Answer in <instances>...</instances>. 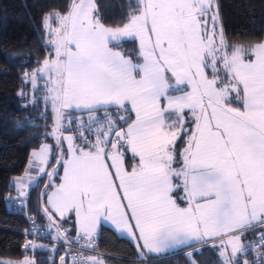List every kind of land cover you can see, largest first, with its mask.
Returning a JSON list of instances; mask_svg holds the SVG:
<instances>
[{
    "label": "snow or ice",
    "instance_id": "1",
    "mask_svg": "<svg viewBox=\"0 0 264 264\" xmlns=\"http://www.w3.org/2000/svg\"><path fill=\"white\" fill-rule=\"evenodd\" d=\"M56 15L58 27L50 16L42 21L51 52L25 79L33 87L37 73L46 80L41 87L55 113L53 135L68 141L70 156L52 157L63 168L59 177L46 170L53 149L43 144L31 153L28 181H13L18 194L5 200L22 205L31 185L55 176L62 182L44 193L42 208L50 227L54 214L66 222L70 213L91 242L101 221H110L138 237L136 247L148 253H138L142 264L180 248H190L184 255L196 264L197 244L218 247L222 264H247L241 257L252 241L242 238L264 229V41L228 45L214 0H137L119 28L105 26L96 0H74L67 15ZM127 39H138L142 62L114 50ZM64 109L87 112L96 122L94 142L82 123L72 129L88 150L75 147L72 135L62 136ZM96 112L103 116L91 115ZM181 137L186 146L177 169ZM126 153L138 161L131 170ZM62 237L57 227L55 239ZM255 239L264 247V231ZM23 247L35 252L45 245ZM0 264L35 261L26 256Z\"/></svg>",
    "mask_w": 264,
    "mask_h": 264
},
{
    "label": "trees",
    "instance_id": "2",
    "mask_svg": "<svg viewBox=\"0 0 264 264\" xmlns=\"http://www.w3.org/2000/svg\"><path fill=\"white\" fill-rule=\"evenodd\" d=\"M215 2L228 45H250L263 40L264 0ZM73 3L74 0H0V260L20 261L31 256L35 264H48L50 257L57 255V264L62 253L61 250L54 252L52 245L39 240L31 242L45 245L43 250L33 252L23 249L25 230H44L49 237L56 233L47 227L49 223L42 211L46 198L44 193L49 190L45 187L49 185L48 176L40 179L39 186L34 184L28 189L27 211L33 217L35 226L29 224L25 209H11L4 197L8 194L13 196L12 182L26 172L31 153L43 143L51 144L53 151L49 165L55 167L59 177L61 175L62 166L52 159L63 147L56 145L51 135L54 125L51 102L44 99L47 96L44 88H33L31 82L25 79V74L31 75L51 52L44 43L48 38L42 24L44 17L50 16L52 26L58 27L56 14L67 15ZM96 3L105 26L120 27L127 23L126 17L135 10L137 0H96ZM116 48L134 62H141L135 40H122ZM68 113L72 111L66 112L65 116ZM72 114L88 115L80 111ZM184 139L181 137L175 145L176 164L179 163ZM125 161L130 166L131 156L127 153ZM57 227L68 230L62 238L72 240L77 234L69 218L66 222L61 220ZM255 234L247 233L243 238L245 240ZM97 235L101 249L111 256L105 259L106 264H142L137 247L129 238L119 236L106 224H101ZM197 248L202 250V254L193 253L192 259L196 264H222L218 247L214 250L202 244ZM185 249L155 257L152 264H189L181 253Z\"/></svg>",
    "mask_w": 264,
    "mask_h": 264
},
{
    "label": "built area",
    "instance_id": "3",
    "mask_svg": "<svg viewBox=\"0 0 264 264\" xmlns=\"http://www.w3.org/2000/svg\"><path fill=\"white\" fill-rule=\"evenodd\" d=\"M108 111L112 119H115V113L111 110ZM72 116L74 117V119L72 120L71 124L67 122L68 115L65 116L66 119L61 131L72 135L74 137V140L78 144L84 145L81 140L76 138L77 133L75 131H72L73 128L80 127L82 123L84 127L81 130L84 132V136L88 137L90 141L94 142V136L90 135V131L95 129L96 122L89 120L88 115L72 114ZM100 116H103V113L99 112L95 115V117ZM90 125L91 128H89ZM17 194V191L14 190V194L12 197H16ZM28 199L29 198H26L22 205L14 200H8V205L11 209L14 210L25 209L24 211H26V216L29 221V224H32V221L34 219L27 211ZM259 231H264V229L258 228L254 237L247 238L244 240L252 241V244L250 246L246 245L247 255L243 256L246 259L247 264H264V256L261 255L262 253H264V247L261 246L260 241L255 239ZM29 232L31 231L25 230L23 233L25 237L24 243H28L32 240L46 242L52 245L54 252H58L61 250L62 253L60 256L64 255L65 257H67L69 264H92L93 261L105 262L106 258L111 257L109 254H107L101 249L98 240V235L95 233H93L91 242H89L88 238L85 237L82 233H77L74 238L70 240L65 238L55 239L54 237H49L45 234L44 230H41L40 232H35L36 235H31L29 234ZM182 253L184 254L185 252L183 251ZM56 256L57 255L50 257L48 264H53V262H55Z\"/></svg>",
    "mask_w": 264,
    "mask_h": 264
},
{
    "label": "rangeland",
    "instance_id": "4",
    "mask_svg": "<svg viewBox=\"0 0 264 264\" xmlns=\"http://www.w3.org/2000/svg\"><path fill=\"white\" fill-rule=\"evenodd\" d=\"M76 2H78V0H76ZM214 2H215V0H214ZM216 3V2H215ZM261 41H264V38H263V40H261ZM260 41V42H261ZM248 45H241V47H247ZM115 51H120L122 54H124V52L121 50V49H114ZM207 71V70H206ZM46 83V80L45 79H42L41 78V74H39V73H37V80H36V87H33V88H39V89H41V86L42 85H44ZM43 88V87H42ZM43 90H45V89H43ZM46 91V90H45ZM234 106H238V105H234ZM66 111V109H64L63 110V112H65ZM90 114L88 113V116H89ZM92 116H95L96 115V113H92L91 114ZM54 121H55V113H54ZM55 131H56V129H55V124L53 125V128H52V131H51V135H52V137H53V139H54V143L56 144V145H59V146H61V147H63V150L62 149H58L57 150V155H56V159L57 160H59V158H60V155H63L64 156V158L65 159H67L69 156H70V154L67 152V147H68V141L66 140V139H62L60 142H58L57 140H56V137L53 135V133H55ZM69 134H67V133H64V132H62V136L63 137H67ZM186 139V138H185ZM74 146L75 147H79V148H84L85 150H88L87 148H85V147H82V146H79L76 142H75V140H74ZM43 144H47L50 148H51V144H48V143H43ZM42 144V145H43ZM41 145V146H42ZM41 146L38 148V149H36V150H34V151H39L40 150V148H41ZM186 145L184 144V147H185ZM183 147V148H184ZM183 150V149H182ZM33 151V152H34ZM50 159H51V154L49 153V155H48V157H47V162H48V167H47V169L49 168V172H52V170L53 169H55V167H52L51 168V166L49 165V162H50ZM177 166L178 165H176V166H174V168H177ZM63 176V168H62V170H61V175H60V177H62ZM52 182V186H50L49 187V190H48V192H51V191H53L54 190V186L55 185H58L59 183H61L62 181H61V179L60 180H56V178L54 177V176H51V177H49V182ZM174 183H176V182H174ZM180 196H183V195H180ZM44 206H47L46 205V198H45V202H44ZM67 216H68V218L72 221V227L74 228V225H76L75 226V230H77V231H79V225L78 224H76V220H75V218H74V216L72 215V214H66ZM53 220L55 221V225L54 226H51L50 227V225H51V222L47 219V222L49 223V225L47 226L50 230H52L53 232H55L56 231V225H60V223H61V219L59 218V217H57L55 214H54V216H53ZM103 222H105V223H110V221H101V224H103ZM104 223V224H105ZM101 224H100V226H101ZM99 226V227H100ZM98 227V228H99ZM97 228V230H96V232L95 233H97L98 232V229ZM242 240H243V238H242ZM218 244V243H217ZM219 251H220V249H219ZM228 254L230 255L231 254V250H230V247H229V249H228ZM25 258V257H24ZM27 258H29V259H32V260H34V258L33 257H31V256H27ZM222 260H223V257H220ZM241 259H243V260H245L246 261V259L244 258V257H241ZM63 264H68L67 263V261L65 260V259H63Z\"/></svg>",
    "mask_w": 264,
    "mask_h": 264
},
{
    "label": "crops",
    "instance_id": "5",
    "mask_svg": "<svg viewBox=\"0 0 264 264\" xmlns=\"http://www.w3.org/2000/svg\"><path fill=\"white\" fill-rule=\"evenodd\" d=\"M107 27V26H106ZM120 27H123V25L122 26H120ZM109 28H119V27H109ZM130 40H134V39H130ZM135 41L137 42V45H138V50H139V41H138V39H135ZM114 49H119V48H116L115 46H114ZM125 55V54H124ZM126 56V58H129V59H131L129 56H127V55H125ZM132 60V59H131ZM133 61V60H132ZM134 62V61H133ZM141 62H142V60H141ZM134 63H136V62H134ZM209 77L211 78V74L209 73ZM72 110H70V109H66V111L64 112V114L66 113V112H71ZM77 111H79V110H77ZM77 111H75V112H77ZM179 140V139H178ZM178 140L175 142V145H176V143L178 142ZM49 144V143H48ZM51 146V145H50ZM51 149H52V146H51ZM50 154H51V152H50ZM131 156V155H130ZM32 160V156H31V158H30V160H29V162ZM29 162H28V165H27V167H26V172L29 170ZM138 161H137V159H134V158H132L131 157V164H130V166H127V164H126V161H125V158H124V166H125V168L126 169H128V170H131V168L133 167V166H135V164L137 163ZM179 163H177L176 164V156H175V153H174V161H173V168H174V166H176V165H178L177 166V169H179V168H181V167H183V150L181 151V156H180V159H179V161H178ZM47 164H48V162H47ZM45 165V167H46V170H48L47 169V167H48V165ZM36 167L38 168L39 167V163L37 162V165H36ZM25 172V173H26ZM25 173L21 176V177H24V179H25V182H27L28 181V177L25 175ZM32 176L33 177H35L36 176V171L34 170V171H32ZM20 178V177H19ZM18 179V178H17ZM174 182H176L175 181V179H174ZM175 184V183H174ZM34 185V184H33ZM33 185H31V186H33ZM30 186V187H31ZM29 187V188H30ZM28 188V189H29ZM27 189V190H28ZM180 195H183V193L181 192L180 193ZM181 197H183V196H181ZM178 203H180V200H178ZM181 206H186L185 204H183V203H181ZM57 217H59L58 216V214H55ZM105 222H103V224H104ZM106 225H108V226H110L113 230H115L116 231V233L119 235V236H124V237H127V238H129L132 242H134V244L136 245L137 244V242H138V237H134V236H131V235H129V234H127V233H125V232H122V231H120V230H117L116 228H115V226L114 225H112V223L110 222V223H105ZM99 229V228H98ZM60 230H61V233L62 234H67V229L66 228H60ZM65 230H67V231H65ZM76 232L77 233H80L79 231H77L76 230ZM257 232V231H256ZM256 232H254V233H256ZM56 234V233H55ZM55 234H53V237L55 238ZM95 234H97V233H95ZM243 240H244V238H243ZM212 243H215V244H217L218 242L217 241H212ZM200 245H202V244H198V246H200ZM198 246H196V247H198ZM177 250H179V249H174V250H170L169 251V253H173V252H175V251H177ZM137 251H138V253H143L144 254V256L145 257H147L148 256V253L146 252V250H144V249H138L137 248ZM184 252H187V251H191V249L190 248H187V249H185V250H183ZM182 251V252H183ZM181 252V253H182ZM168 254V253H167ZM183 254V253H182ZM164 255H166V254H164ZM164 255H161V256H164ZM60 257H63V259H65L66 261H67V263L69 264V262H68V259H67V257H65L64 255H62V256H60ZM220 257V256H219ZM24 259V258H23ZM22 259V260H23ZM22 260H20V261H22ZM139 260H140V258H139ZM222 260V259H221ZM223 261V260H222ZM57 264H61V260H60V258H59V261H58V263ZM100 264H106L105 262H100Z\"/></svg>",
    "mask_w": 264,
    "mask_h": 264
},
{
    "label": "water",
    "instance_id": "6",
    "mask_svg": "<svg viewBox=\"0 0 264 264\" xmlns=\"http://www.w3.org/2000/svg\"><path fill=\"white\" fill-rule=\"evenodd\" d=\"M9 195V194H8ZM23 249H24V247H23Z\"/></svg>",
    "mask_w": 264,
    "mask_h": 264
}]
</instances>
